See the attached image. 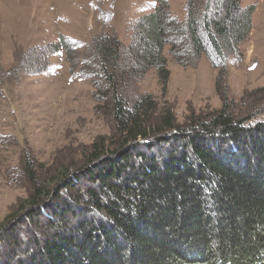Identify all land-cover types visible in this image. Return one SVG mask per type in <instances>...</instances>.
<instances>
[{"label": "trees", "instance_id": "obj_1", "mask_svg": "<svg viewBox=\"0 0 264 264\" xmlns=\"http://www.w3.org/2000/svg\"><path fill=\"white\" fill-rule=\"evenodd\" d=\"M204 1L201 12L188 0L183 23L166 0H157L132 27L129 46L112 35L91 43L100 71L92 73L88 63L81 77L112 96L108 115L116 120L117 143H93L79 166L40 171L23 159L28 197L0 223V243H9L0 264H264V121L223 109L188 130L169 117L151 133L142 116L152 98L133 110L121 97V77L144 79L156 70L168 80L170 39L178 64L207 56L201 25L222 67L243 57L254 9L241 0ZM38 51L30 58L38 67L28 69L33 73L49 67L51 54Z\"/></svg>", "mask_w": 264, "mask_h": 264}, {"label": "rangeland", "instance_id": "obj_2", "mask_svg": "<svg viewBox=\"0 0 264 264\" xmlns=\"http://www.w3.org/2000/svg\"><path fill=\"white\" fill-rule=\"evenodd\" d=\"M166 1L174 19L185 23L188 0ZM196 1L203 12L205 1ZM241 3L254 9L251 34L240 45L241 59L230 57L222 67L201 25L208 55L198 64H178L170 54V39L164 52L167 81L156 70L144 79L127 76L128 72L121 77V97L128 109L134 110L142 98H152L153 106L142 116L148 132H155L169 117L188 130L223 109L238 118L264 121V0ZM157 6V0H0V223L15 215L28 197L23 159L36 162L40 171L79 166L93 143H117L116 120L108 115L113 98L98 93L82 73H88V63L92 73L100 71L91 43L112 35L129 46L132 27ZM37 49L51 56L48 70L33 73L28 69L38 68L30 59ZM193 59L183 56L187 62ZM173 135L167 137L172 145ZM38 237L46 240L43 231ZM8 248L9 243H0V253Z\"/></svg>", "mask_w": 264, "mask_h": 264}]
</instances>
